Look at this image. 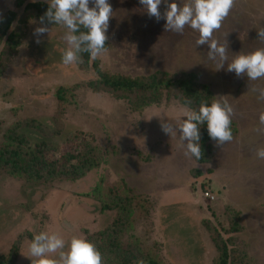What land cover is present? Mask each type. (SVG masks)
Instances as JSON below:
<instances>
[{"label":"rangeland","instance_id":"374dc122","mask_svg":"<svg viewBox=\"0 0 264 264\" xmlns=\"http://www.w3.org/2000/svg\"><path fill=\"white\" fill-rule=\"evenodd\" d=\"M108 2L113 13L106 51L88 66L62 63L68 45L63 40L66 29L59 25L47 24L49 33L37 44L33 32L40 26L38 18L21 24L25 35L18 50L6 46L5 39L0 44V144L12 125L34 118L49 130L50 144L60 148L52 151V158H61L86 140L104 161L76 181L31 182L0 171V255L9 256L19 241L15 263L31 264L22 253H28L33 236L41 231L58 233L65 241L96 237L119 216V208H103L104 202L120 194L131 199L132 214L116 241L122 249H133L134 262H144L142 254H149L161 264H215L216 240L222 238L230 264H264V159L255 155L264 147V131H257L264 127L259 123L264 100L253 90L264 89V78L237 77L227 71V62L216 70L208 45L196 46L198 32L189 26L182 33L165 32L166 20L149 17L140 0ZM175 2L182 6L186 0ZM15 3L0 0V21L9 10L17 13L11 29L20 25L25 7ZM165 8L162 0L161 13ZM261 26L264 0H235L213 38L228 44L230 62L240 52L264 48L258 39ZM94 60L105 73L132 78L157 71L199 74L214 100L232 106L231 130L237 132L222 146L211 140L208 163L186 157L179 131L171 137L162 131L160 117L148 120L157 113L175 126L191 109L174 97L176 92L169 100L165 93L159 106L135 111L128 98L84 86L98 78ZM59 86L73 88L64 101L56 93ZM24 131L35 141L44 138L29 128ZM207 191L216 198H206ZM110 243L107 239V247Z\"/></svg>","mask_w":264,"mask_h":264},{"label":"clouds","instance_id":"9594fccd","mask_svg":"<svg viewBox=\"0 0 264 264\" xmlns=\"http://www.w3.org/2000/svg\"><path fill=\"white\" fill-rule=\"evenodd\" d=\"M163 2L166 8L161 13L159 6L162 0H140L149 17H155L157 21L166 20L165 32L182 33L186 26L198 32L196 46L208 45V58L216 62V70L224 68L227 62V71L234 72L237 77L246 75L251 81L264 78V48L240 52L228 62V44L226 46L213 38V33L222 27L230 14L235 0H186L182 6H178L175 0ZM47 3L49 6L40 17V26L33 32L37 44L41 43L43 34L49 33L47 21L66 29L63 40L68 47L62 50L61 55L64 65L82 63V53L97 59L106 51V33L113 13L108 0H92V7L89 6L90 0H47ZM257 31L258 39L264 41V26L257 28ZM253 90L258 91V99L264 100V89ZM233 111L227 100H213L210 104L201 102L198 110H185L175 126L157 113L148 120L153 116L160 117L162 131L171 137L179 131L184 155L198 161L202 156L199 125L206 123L209 137L216 145L222 146L233 139ZM259 123L264 126V111L259 114ZM257 131H264V127ZM255 155L258 159H264V147L258 148ZM22 254L31 260V264H103L101 252L91 241L77 236L65 241L60 234L47 231L35 234L28 245V253ZM52 254H58V258H51Z\"/></svg>","mask_w":264,"mask_h":264},{"label":"trees","instance_id":"16d2710c","mask_svg":"<svg viewBox=\"0 0 264 264\" xmlns=\"http://www.w3.org/2000/svg\"><path fill=\"white\" fill-rule=\"evenodd\" d=\"M16 7L20 8L25 4L24 12L20 18V25L11 29L16 20L17 13L9 10L0 21V44L5 39L6 46L14 51L22 44L24 31L21 24H27L32 18L40 19L47 11V0H16ZM46 24H51L45 21ZM84 29H81L83 31ZM81 65L88 66L91 60L88 53H82ZM93 67L98 74V78L93 81L85 82L84 86L100 91L102 88L117 94L121 98H128L130 108L135 111L143 110L152 105H161L165 93L176 92L175 98L182 104L193 110H198L201 102L209 104L214 100V93L210 87L200 82L199 74L195 72H184L182 74H170L163 71H157L149 76L132 78L121 74H108L103 72L97 60H94ZM77 86V85H76ZM75 86V88H76ZM72 87L59 86L57 95L61 101L65 100L67 91ZM134 97V98H133ZM190 101V103H189ZM232 125V123H231ZM37 131L44 138L34 140L24 129ZM48 129L37 119H27L12 125L4 136V141L0 144V171L9 173L12 176L23 177L31 182L51 183L56 180L76 181L90 172L99 169L104 163L103 156L97 151V148L90 142L84 140L70 151L64 152L61 158H52L53 150L60 149L58 146H52L49 141ZM237 129H232L234 135ZM200 146L202 156L199 163H208L210 154L213 153L211 138L208 135L207 124L199 125ZM48 137V139H47ZM96 186L94 192L99 191ZM112 192V190H110ZM116 193V192H115ZM103 208H119V216L115 222L107 229L99 232L96 237L90 236L87 240L94 243L101 252L103 264H139L133 258L136 253L132 250L122 249L116 241L117 233L121 226L128 223L132 214V202L128 196L116 194L104 202ZM124 220L126 222H124ZM111 240L107 247L106 240ZM217 241L218 257L215 264H230V252L227 242L222 238ZM19 241H17L10 252L5 257L0 255V264H16V258L19 253ZM144 255L143 264H161L157 259Z\"/></svg>","mask_w":264,"mask_h":264},{"label":"built area","instance_id":"2783aa9c","mask_svg":"<svg viewBox=\"0 0 264 264\" xmlns=\"http://www.w3.org/2000/svg\"><path fill=\"white\" fill-rule=\"evenodd\" d=\"M204 196L206 198H210V199H215L216 198L215 195L213 193H211L210 191L205 192Z\"/></svg>","mask_w":264,"mask_h":264}]
</instances>
